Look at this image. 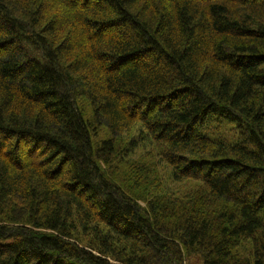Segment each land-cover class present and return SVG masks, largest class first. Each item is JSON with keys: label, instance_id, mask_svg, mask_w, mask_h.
<instances>
[{"label": "trees", "instance_id": "16d2710c", "mask_svg": "<svg viewBox=\"0 0 264 264\" xmlns=\"http://www.w3.org/2000/svg\"><path fill=\"white\" fill-rule=\"evenodd\" d=\"M194 256L264 264V0H0V264Z\"/></svg>", "mask_w": 264, "mask_h": 264}, {"label": "rangeland", "instance_id": "374dc122", "mask_svg": "<svg viewBox=\"0 0 264 264\" xmlns=\"http://www.w3.org/2000/svg\"><path fill=\"white\" fill-rule=\"evenodd\" d=\"M82 110L84 116H91V108L88 104H83ZM140 129H141L140 124H138L132 131H130L127 135H125L124 138L125 139L138 138ZM100 137L101 138L104 137V130H102ZM146 155H149V157L145 158L146 161L154 165L157 163L156 169L159 171L160 177L164 182L163 187L172 190L174 193H176L177 197L183 198V195L187 191L194 190L196 187L202 186L200 185L201 183L196 182L194 180H184L181 182H177L173 180L171 177V170H172L171 167L166 161L160 158V156H157L158 148H156V146H154L153 144L149 143L148 145H145L143 149L140 148L137 157L139 159L140 157ZM191 261H193L192 264H201L197 256H194L191 259ZM111 262L112 264L116 263L113 260ZM187 264H189V262Z\"/></svg>", "mask_w": 264, "mask_h": 264}]
</instances>
